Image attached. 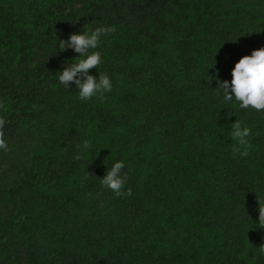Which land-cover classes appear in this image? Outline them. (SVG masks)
<instances>
[{
  "label": "trees",
  "instance_id": "trees-1",
  "mask_svg": "<svg viewBox=\"0 0 264 264\" xmlns=\"http://www.w3.org/2000/svg\"><path fill=\"white\" fill-rule=\"evenodd\" d=\"M83 26L115 29L103 99L58 80ZM260 47L264 0H0V264H264V111L217 86Z\"/></svg>",
  "mask_w": 264,
  "mask_h": 264
},
{
  "label": "clouds",
  "instance_id": "clouds-1",
  "mask_svg": "<svg viewBox=\"0 0 264 264\" xmlns=\"http://www.w3.org/2000/svg\"><path fill=\"white\" fill-rule=\"evenodd\" d=\"M114 31L115 29L110 26H100L94 30L83 26L80 33L73 32L67 40H58L59 50L71 48L78 53L62 71L57 72L58 80L65 87L74 83L78 89L79 99L82 101L89 100L94 96L103 99L104 93L110 92L112 89V83L107 74L99 73L96 78L89 74V70L98 68L102 62L101 53L95 51L100 46L101 37ZM232 41L235 42V40ZM231 77L230 82L228 80L217 81V86L223 91V101H232L234 97L242 109L251 107L257 111H264V47L253 49L250 55H242L231 69ZM5 123L6 120L0 117V149L7 151L8 142L3 131ZM250 135L251 129L242 126V121L236 119L231 124L230 137L236 141L232 147L233 154L248 155L250 144L247 138ZM90 148L91 142L85 140L80 150L84 151ZM80 158L79 155L74 157V159ZM124 168V162L116 160L100 178L102 187L111 190L118 197L132 194L131 188L122 191L128 181V174L122 173ZM258 203V223L260 227L264 228V205H261L259 201Z\"/></svg>",
  "mask_w": 264,
  "mask_h": 264
}]
</instances>
